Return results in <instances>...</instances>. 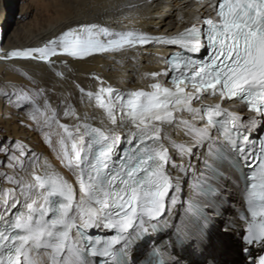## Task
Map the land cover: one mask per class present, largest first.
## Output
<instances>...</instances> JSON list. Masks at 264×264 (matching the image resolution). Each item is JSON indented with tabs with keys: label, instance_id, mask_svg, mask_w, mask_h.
<instances>
[{
	"label": "snow or ice",
	"instance_id": "1",
	"mask_svg": "<svg viewBox=\"0 0 264 264\" xmlns=\"http://www.w3.org/2000/svg\"><path fill=\"white\" fill-rule=\"evenodd\" d=\"M126 7L140 15L158 5ZM207 8L191 22L177 12L188 26L171 35L61 22L38 46L0 50V62L44 63L64 78L60 57L135 60L142 48L175 49L158 57L162 69L142 73V87L99 76L94 91L77 84L91 116L65 102L71 94L53 107L28 73V83H0V100L34 122L58 162L19 139L0 144V183L10 185L0 187V264H182L189 247L205 254L227 184L237 181L243 208L223 230L239 233L242 252L264 246V0H207ZM233 102L247 114L231 110Z\"/></svg>",
	"mask_w": 264,
	"mask_h": 264
},
{
	"label": "bare ground",
	"instance_id": "2",
	"mask_svg": "<svg viewBox=\"0 0 264 264\" xmlns=\"http://www.w3.org/2000/svg\"><path fill=\"white\" fill-rule=\"evenodd\" d=\"M140 2L141 0H0V50L38 46L43 40L62 30L61 22H98L116 29L128 27L153 34L166 33L179 24L176 20L177 12L183 13L185 21L190 20L189 13L193 6L192 0H152L158 7L152 12L140 15H135L136 9L126 7L130 3ZM156 16H163V19L154 18ZM171 50L175 49L160 46L142 48L136 53L135 60L129 58L132 53L119 54L115 58L111 55H97L82 61L60 57L59 60L68 61V66L64 67L57 60L56 71L63 72L64 78L58 77L44 63L15 59L0 62V83L8 79L28 83L23 76V73H28L36 81V88L46 89L53 107L61 104L71 94L70 101L65 102L75 104L81 115L87 113L91 116L94 110L87 104L79 103L77 84L94 91L99 85L93 76H99L114 87L137 88L147 83L141 79L142 73L158 71L161 67V59L158 57ZM236 109L239 111V108ZM96 115L98 117L99 113ZM62 122L69 123L67 119H62ZM2 138L4 142L22 140L32 149L47 156L53 164L58 163L55 155L43 143V133L36 130L34 122L23 112L9 109L0 100V139ZM0 170L5 171L4 168ZM226 175L235 180L236 175L229 172ZM0 187L10 185L0 183ZM227 187L230 199L237 203L240 190L238 181L235 185L227 184ZM221 211L223 216L215 219L214 224L209 226L211 233L206 241L207 249L202 255L204 260L201 263L210 258V250L219 256V264H246L241 251L242 244L232 237L233 233L226 234L223 230L224 222L233 220L232 207L226 205V209L222 208ZM190 227L193 232H197L194 224H190ZM141 247L142 250L146 249L147 242ZM192 252V247H189L180 253L182 264H201L192 258Z\"/></svg>",
	"mask_w": 264,
	"mask_h": 264
},
{
	"label": "rangeland",
	"instance_id": "3",
	"mask_svg": "<svg viewBox=\"0 0 264 264\" xmlns=\"http://www.w3.org/2000/svg\"><path fill=\"white\" fill-rule=\"evenodd\" d=\"M3 1V0H2ZM3 143H6V142H4V140H3V138L2 139H0V144H3ZM0 160H4L5 162H6V158L3 156V154H0ZM1 168H3V167H0V169ZM1 171V170H0ZM235 255H238L237 253L235 254ZM240 257L242 256V253H240V255H239ZM236 257V256H235ZM235 257H234V259H235Z\"/></svg>",
	"mask_w": 264,
	"mask_h": 264
}]
</instances>
